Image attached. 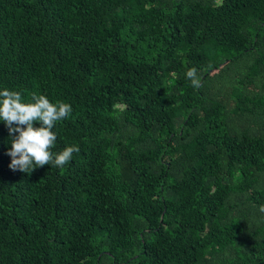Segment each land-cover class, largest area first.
<instances>
[{
    "label": "trees",
    "instance_id": "obj_1",
    "mask_svg": "<svg viewBox=\"0 0 264 264\" xmlns=\"http://www.w3.org/2000/svg\"><path fill=\"white\" fill-rule=\"evenodd\" d=\"M4 89L79 151L13 171L0 121V264H264V0H0Z\"/></svg>",
    "mask_w": 264,
    "mask_h": 264
},
{
    "label": "clouds",
    "instance_id": "obj_2",
    "mask_svg": "<svg viewBox=\"0 0 264 264\" xmlns=\"http://www.w3.org/2000/svg\"><path fill=\"white\" fill-rule=\"evenodd\" d=\"M185 76L194 88L200 86L195 67L189 68ZM71 112L70 104L61 101L52 103L45 95L33 93L30 102L25 103L20 92L0 90V121L5 124L9 134V168L31 175L36 168L44 165L56 168L66 166L79 148L70 145L59 152L52 151L57 140L53 129ZM261 211H264V207Z\"/></svg>",
    "mask_w": 264,
    "mask_h": 264
}]
</instances>
